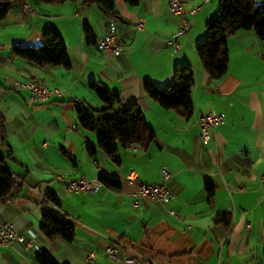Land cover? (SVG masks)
<instances>
[{"label": "crops", "instance_id": "0c3cea01", "mask_svg": "<svg viewBox=\"0 0 264 264\" xmlns=\"http://www.w3.org/2000/svg\"><path fill=\"white\" fill-rule=\"evenodd\" d=\"M256 1L264 4V0ZM185 2L191 29L178 40L179 49L168 45L180 26L179 17L170 10L169 0H139L137 6L117 0L118 16L114 18L106 16L95 4L87 5L84 0H75L41 7L42 16L34 25H29L33 36L40 37V41L46 28L59 30L68 47L71 69L38 66L11 56L8 50L1 55L0 50V115L5 120L7 137L6 142H2L3 134L0 133V150L7 147L10 138L17 145V137H27L29 130H45L54 140L52 129H56V125L46 126L37 120L39 111L35 108L41 104L32 102L30 91L12 89L17 82L34 80L62 90V94L53 97L45 108L56 98L68 100L62 104L63 110H48L60 118L61 123L63 119L71 126L64 139V144L71 151L68 153L83 156L88 164L87 152L94 159L88 166L90 171L82 169L83 173L70 179L107 176L105 171L111 158L98 149L97 140L94 145L92 140L86 144V137L82 140L80 135L87 130L77 123L75 102L102 106L91 89V85L96 83L119 93L123 107L136 105L142 110L144 118L156 132L152 145H157V150L168 155L166 162L169 164L163 168L167 167L172 173L168 186L175 194L170 206L165 208L173 217L172 222H166L160 215L162 219L158 222L144 224L140 238L130 233H112L102 220L79 218V221H87V226L74 227L76 236L73 242L59 238L51 242L41 232L43 207L39 195L32 189L49 181L43 178V173H33L29 165L16 170L20 163L14 159L16 154L10 141V152L5 156H12L7 159V167L18 177L19 187L11 199L0 201V222L13 223L19 234L33 241V246L17 243L4 249L0 264H38L35 255L42 250L49 251L59 264H118L108 258L105 248L120 241L154 264H264V42L253 30L230 36L228 73L221 80H210L196 47L206 37V24L216 16L219 0ZM37 16L33 18L36 20ZM31 17L20 6L13 18L9 21L7 18L0 26L9 22L24 23ZM139 22L144 24L142 29L137 26ZM111 23L116 25L124 43L123 51L117 57L102 52L97 45H88L84 37L86 28L97 39L103 37ZM16 41H9L6 45L12 48ZM20 41L22 43L23 40ZM1 46L0 42V49ZM188 63L195 74V113L193 118L185 120L147 96L145 84L169 86L174 80L175 70ZM209 112L224 114L225 122L211 131L212 139L204 145L200 141L199 122ZM149 117L152 118L149 120ZM32 120L34 123L31 125ZM9 125L13 126L12 134L9 133ZM42 139L38 148L42 147L47 153L57 146L54 143L50 147L51 144ZM152 145L147 151L136 146L125 149L133 158L127 159L131 166L128 170L123 169V160L117 163L120 191L110 192L104 188L97 194L118 198L121 207L134 201L135 208L144 210L142 202L140 207L135 205L137 184L128 182L126 177L135 174L137 181L144 183L140 170L135 167L144 157L142 153L148 152ZM36 152L34 148L28 150L30 156H37ZM98 155L102 160L101 167L96 159ZM39 162L43 164V158ZM161 179L153 184L161 183ZM55 183L60 184L56 185V192L52 190ZM207 183L215 187L212 198L208 196ZM53 184L49 190L55 192L59 199L63 195L73 202L83 194L97 195L81 193L69 198L63 182ZM84 200L94 202L88 198ZM60 206L62 210V204ZM223 213L231 214L226 225L218 217ZM103 215L104 219L109 218L107 214ZM111 216L114 218L112 212ZM131 244L137 245L139 250ZM91 252H95L97 257L89 263L87 256Z\"/></svg>", "mask_w": 264, "mask_h": 264}, {"label": "trees", "instance_id": "16d2710c", "mask_svg": "<svg viewBox=\"0 0 264 264\" xmlns=\"http://www.w3.org/2000/svg\"><path fill=\"white\" fill-rule=\"evenodd\" d=\"M69 1L75 0H0V24L7 20L14 8L26 2L36 5L63 4ZM124 1L130 6L139 4V0ZM84 3L97 5L110 18L118 16L117 0H84ZM250 30L255 31L258 39L264 42V4L256 0H219L216 16L206 24V37L196 47L197 55L210 80H221L228 73L230 60L228 38L240 31ZM84 37L88 45H97L98 39L88 28L84 31ZM41 41L42 45L36 48L12 46L11 56L42 67H61L67 70L72 68L68 47L57 28H46L41 34ZM194 88L195 74L189 63L175 70L173 83L165 88H159L150 82L145 84L147 96L185 120L193 118L195 113ZM91 89L102 106L90 112L76 102L77 123L83 130L96 135L98 149L118 164L120 158L117 144L123 148L136 146L142 151H147L156 139V132L144 118L142 110L136 105L123 107L119 93L105 86L93 83ZM0 133L3 134L2 142H6L5 120L1 115ZM11 156L3 155L0 150V201L5 202L14 196L19 187L18 177L7 167V159ZM100 180L114 191L119 192L121 189L118 179L102 175ZM206 187L208 196L212 198L214 185L207 183ZM46 196L47 200L41 201L43 207L41 232L51 242L58 238L73 242L76 231L73 224L62 214L59 197L51 190ZM230 216L231 214L223 213L218 217L226 225ZM133 247L139 250L137 245ZM35 261L38 264H59L47 250L38 252Z\"/></svg>", "mask_w": 264, "mask_h": 264}, {"label": "rangeland", "instance_id": "374dc122", "mask_svg": "<svg viewBox=\"0 0 264 264\" xmlns=\"http://www.w3.org/2000/svg\"><path fill=\"white\" fill-rule=\"evenodd\" d=\"M39 5V6H38ZM47 3H39L32 6L37 9L36 14H38L36 20L33 18L35 16H32L31 18H28L27 21L24 23H13L9 22L7 24H4L0 26V42L3 44L1 46V55L3 53H6V51H11V46H7L6 44L9 41L17 40L14 45H21V46H32V47H39L42 45V41H40V37H35L30 31L29 25H34L35 21L39 20V18L42 16V8ZM18 7V6H17ZM14 8L13 12L9 15L8 20L10 18H13V16L16 14V11L18 9ZM31 15H29L30 17ZM20 40H23L22 43ZM173 83V82H172ZM159 87V88H165ZM66 101H63L61 99H54V101L50 104V106L45 108L46 105H38L35 109L39 111L37 115V120L40 121L43 125L46 124V126H49V124H55L56 129H52V133L54 137V140L51 139L52 135L46 133V131H42L41 129L38 131L29 130V135L25 138H22L18 136V144L14 142L12 138L8 140L7 147L1 148V152L3 155H8L10 152L9 148V142L11 141L10 145L12 146L13 150L15 151V157L14 159L19 160L18 165L16 163H12L16 165L19 170H22V166L29 165L31 167V171L33 173H40L44 174L43 178L47 181H52V184L56 182V179L58 177H63L64 182L71 181L70 178L78 175L79 173H83L84 169L89 170L88 166L90 167L91 161L94 160L91 158L87 152V157L90 160V163L88 164L87 159H84V157H78V156H71L68 152H71L64 144V139L67 136V132L69 129H71V126L62 119V123L60 121V118L56 117L55 114L48 112L50 109H58L63 110L62 104H64ZM75 104H77L75 102ZM90 112H93L95 109H99L101 107H98L96 105L91 104H83ZM59 113L57 111V115L59 116ZM152 116V115H151ZM152 117H149V120ZM34 123V120L31 121V125ZM61 123V124H60ZM152 124V122H150ZM155 128H158V125H153ZM13 126L9 125V133L12 134ZM78 130L80 131V128L78 127ZM73 131V130H72ZM75 131V130H74ZM73 133V132H70ZM75 134V133H74ZM80 135V134H79ZM79 137V136H77ZM82 138H88L89 140L96 142V135L92 132L88 131H82V135H80ZM40 138H43V142L46 141L48 144L50 143L52 147L53 145L57 144L55 149H51L49 153H47V150H43L42 147L38 148V143L40 142ZM55 143V144H54ZM119 151V158L120 160L124 161V167L123 169L128 170L131 166L128 165L127 159L133 158V155L127 152L122 146L117 144ZM34 148L38 153V155L30 156L28 153V150H31ZM63 148V149H61ZM86 149V148H85ZM157 145H152L151 149L148 152H143L144 157L139 160L138 162V168L141 173L142 182L152 185L154 182H156L157 179L160 177L162 178L161 181H163V166L166 164H169L168 161V155L160 152ZM140 154V153H139ZM33 158V159H32ZM43 158V164L39 162V159ZM97 160L100 161V167L102 164V160L99 157V155L96 157ZM133 163V161H131ZM133 166V165H132ZM93 167V166H91ZM73 169L74 173L72 171H69L70 169ZM107 170L105 171L107 176L119 179L120 176L117 173V163L110 160V162L107 165ZM163 168V169H162ZM21 173H24V171H20ZM74 180V179H72ZM160 181V180H159ZM160 181V182H161ZM60 185L59 183H55L52 186L53 191H57V186ZM67 197L72 198L75 197L73 195H70L67 193ZM85 198H88L94 202H88L84 200ZM105 198V204L102 202V199ZM60 200L62 204V214L71 222V224L74 225L75 228H81V224H84L87 226V221L82 219L79 221V218H88L93 219L98 222H102L103 225H105L110 232L116 234H128L130 233L133 237L140 238L142 234L144 233L143 226L144 224H150L151 222H158V220H161L162 218L160 215L163 216L166 222H172L171 217L165 210V208H168L170 206V203H167L164 207L159 204H154L149 198L140 200L141 205H144V210H140L134 207V201L127 202L124 204V206H119V200L118 198L112 197L107 195L106 197L103 196L102 193L97 195H80L79 197H76V200L71 202L63 195H60ZM107 208V209H106ZM111 209V210H110ZM102 211V212H101ZM109 211V212H105ZM114 216V218L111 216ZM108 215L107 218H103L104 215ZM111 216V217H110ZM130 216V217H128ZM97 228H101L98 226ZM100 233V232H97ZM106 249V248H105ZM104 249V251H105ZM110 258V257H108ZM111 259V258H110ZM113 263L111 260L109 261ZM114 264V263H113Z\"/></svg>", "mask_w": 264, "mask_h": 264}, {"label": "built area", "instance_id": "2783aa9c", "mask_svg": "<svg viewBox=\"0 0 264 264\" xmlns=\"http://www.w3.org/2000/svg\"><path fill=\"white\" fill-rule=\"evenodd\" d=\"M170 10L179 17L180 26L177 32L174 34V39L168 41V45L175 46L178 49L180 44L178 40L183 38L191 29V22L189 21L186 9L185 0H169ZM23 11L31 16L36 15V11L33 9L32 5L28 2L22 5ZM138 28L142 29L143 22L138 23ZM98 48L105 53L112 56L121 55L124 47L123 39L118 35L117 28L114 23L109 25L107 33L98 39ZM264 58V55H262ZM13 90L20 91L26 89L31 93V100L34 104L46 105L53 97L62 94V90L53 91V88L49 87L45 83H40L34 80H29L27 82H17L13 87ZM225 122V116L221 113L209 112L203 115L200 119V141L205 145L208 144L212 139L211 131L215 129L216 126L223 124ZM85 139V143H87ZM171 171L165 167L163 169V181L157 184H145L137 181L135 174H129L126 179L128 182H135L137 184V189L134 193L135 205L140 207V200L151 199L152 201L164 206L170 203L174 199L175 194L168 186V181L172 178ZM56 181L63 182L65 189L69 194L78 195L81 193H92L97 194L104 188L110 192H114L108 186H104V183L99 178L87 179L86 177H81L75 180L64 182L63 177H58ZM52 182H44L32 187L33 191L37 193L41 201L47 200V192L51 186ZM176 215V214H175ZM17 243L24 244L26 246H33L32 240H26L25 237L16 230L15 225L11 222H0V257L3 254V250L9 248ZM132 252V254H130ZM106 254L111 257L118 264H154L145 255H141L131 251L128 246L123 242H117L115 244L108 245L106 247ZM97 255L95 252L89 253L87 256V261H95Z\"/></svg>", "mask_w": 264, "mask_h": 264}, {"label": "bare ground", "instance_id": "6f19581e", "mask_svg": "<svg viewBox=\"0 0 264 264\" xmlns=\"http://www.w3.org/2000/svg\"><path fill=\"white\" fill-rule=\"evenodd\" d=\"M53 91H60V89H58V88H53ZM86 144H88V141H87ZM104 186H107V185L104 183Z\"/></svg>", "mask_w": 264, "mask_h": 264}]
</instances>
